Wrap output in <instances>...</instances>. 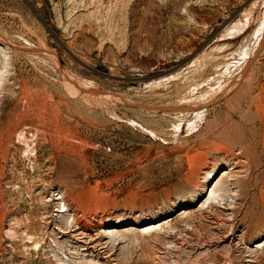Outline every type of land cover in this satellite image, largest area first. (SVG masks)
<instances>
[{
	"label": "rangeland",
	"instance_id": "obj_1",
	"mask_svg": "<svg viewBox=\"0 0 264 264\" xmlns=\"http://www.w3.org/2000/svg\"><path fill=\"white\" fill-rule=\"evenodd\" d=\"M2 68L0 264H264V0H0Z\"/></svg>",
	"mask_w": 264,
	"mask_h": 264
},
{
	"label": "bare ground",
	"instance_id": "obj_2",
	"mask_svg": "<svg viewBox=\"0 0 264 264\" xmlns=\"http://www.w3.org/2000/svg\"><path fill=\"white\" fill-rule=\"evenodd\" d=\"M250 27V24H249V21H248V18L247 20H240L239 22H237L236 24L232 25L231 27H228L225 32L223 33V37L224 38H228V37H236L239 33H242L243 31L245 32L247 29H249ZM258 32V31H256ZM255 32V33H256ZM257 35V33H256ZM249 38V37H248ZM246 40V39H245ZM248 41V39L246 40ZM245 44V43H244ZM225 46L224 45H217L215 48L216 49H222L224 48ZM228 47V46H227ZM246 45L245 46H241L240 48H243L245 49ZM228 49V48H227ZM223 50V49H222ZM6 63V62H5ZM5 66V65H4ZM5 68V67H4ZM4 70L3 68L1 69V72H0V80H1V76L3 74ZM91 87V86H90ZM89 90H92L93 87L91 88H88ZM97 88L94 87V92H90V94L92 93L94 95L93 98H95L97 101L99 102H102L103 104H110L107 99L104 98L103 95H99V93H96ZM83 91V90H82ZM88 91V90H87ZM100 91V90H99ZM87 93V92H86ZM89 94V93H88ZM106 95V94H105ZM107 96V95H106ZM109 98V97H108ZM111 100V99H110ZM112 103V101H111ZM188 106V105H187ZM190 108V107H189ZM189 108H181V110L183 109L184 110H188ZM146 109V108H145ZM150 110V109H148ZM156 112H158L159 110H154ZM25 139L22 141L25 145H26V148L24 149L25 153H28V154H32L34 155V152H35V149L33 147H31L32 143H29V137L26 136L25 133H20ZM31 139L33 138V136L30 137ZM30 139V140H31ZM30 156V155H29ZM215 172H210L206 175L205 179H204V184H203V187H202V191L204 192V195H205V198H206V203L209 204L210 202L212 203H217L219 204L220 203H223V198H222V194L226 191V188L224 185H221L219 184V188L220 190H213L212 189V186L213 184L211 183L212 180L214 179L215 177ZM232 197L229 196L228 199H231ZM33 245H34V248H38L39 247V242L38 241H34L33 242Z\"/></svg>",
	"mask_w": 264,
	"mask_h": 264
},
{
	"label": "water",
	"instance_id": "obj_3",
	"mask_svg": "<svg viewBox=\"0 0 264 264\" xmlns=\"http://www.w3.org/2000/svg\"><path fill=\"white\" fill-rule=\"evenodd\" d=\"M160 110H163V109H160ZM171 110H173V109H171Z\"/></svg>",
	"mask_w": 264,
	"mask_h": 264
}]
</instances>
